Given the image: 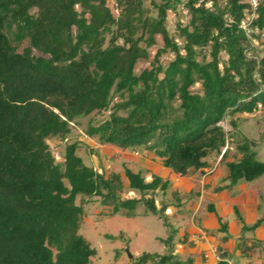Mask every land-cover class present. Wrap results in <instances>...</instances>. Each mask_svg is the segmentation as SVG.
Listing matches in <instances>:
<instances>
[{
  "label": "trees",
  "instance_id": "trees-1",
  "mask_svg": "<svg viewBox=\"0 0 264 264\" xmlns=\"http://www.w3.org/2000/svg\"><path fill=\"white\" fill-rule=\"evenodd\" d=\"M179 6L189 18L171 30L168 11ZM255 39L264 46V0H0V264H91L98 248L80 230L93 197L128 216L142 204L170 225L169 203L157 202L169 178L127 166L124 176L105 174L85 163L76 140L56 159L49 139L68 140L80 117L108 112L90 119L88 136L143 146L181 175L226 158L234 144L229 183L218 189L262 176L256 141L237 122L264 109V47ZM141 60L149 65L138 70ZM126 186L140 195L124 197ZM262 221L243 226L242 254L256 244L245 233ZM175 235L163 239L165 253L144 251L133 263L194 264L176 252ZM221 257L216 264H229Z\"/></svg>",
  "mask_w": 264,
  "mask_h": 264
},
{
  "label": "rangeland",
  "instance_id": "rangeland-1",
  "mask_svg": "<svg viewBox=\"0 0 264 264\" xmlns=\"http://www.w3.org/2000/svg\"><path fill=\"white\" fill-rule=\"evenodd\" d=\"M168 13V27L171 30L175 28L178 17L182 22H187L189 18L187 10L182 9L181 6L178 7L177 15L171 10ZM254 44L260 49L264 47L256 39L254 40ZM24 45H26V42ZM157 47L154 46L151 48V58L154 56ZM171 57L172 54L165 53L161 58L167 63ZM148 65L149 60H141L137 65V69L139 70ZM118 99L116 97V100ZM107 116L108 112L104 111L80 117L78 122L73 125L72 135L68 140L62 142L59 138L49 139L56 159L63 161L65 143L76 140L80 143L78 154L82 156L85 163L94 166L98 170H103L105 174H109L111 171H119L124 176V167L127 166L134 171H142L147 179L151 177L153 172L169 178L172 182L168 192L165 195L160 194L157 202L159 203L161 199H164L169 203L167 213L168 223L170 225H165L163 222L164 219L159 215L146 212L142 204L136 208V215L128 216L124 209L118 213H112L111 207L102 205L98 197H93L84 205L85 215L80 230L98 248V255L92 259L91 264H134L132 261L133 258L139 256L144 251L163 254L167 251V246L163 239L167 238L171 231L176 233L174 238L176 252L180 254L182 259L187 258L191 252L188 247L184 249L185 244L180 241L183 236L180 234V231H186L194 222L198 224L201 214V212H198L196 218L193 220L192 209L186 206L188 195H190L188 190L189 186H193L192 183L195 184L194 190L202 188V183L199 179L204 175L206 170L190 169L189 174L182 176L163 166L155 155L147 151L143 146L122 150L117 145L102 144L97 136L90 137L86 134V128L91 118H93L95 123H98ZM237 116L239 130L250 139L256 141L253 149L257 152V158L264 161V109L252 114H237ZM221 124L226 130L231 131L230 117H227ZM236 139L241 140V135L238 134ZM229 147L230 152L226 158H233L232 153L235 145L231 143ZM225 149L226 147L222 151ZM220 155L215 154L209 157L210 162L215 165ZM226 158L222 160L223 163L221 166L225 163ZM187 179L191 181L187 182ZM255 182L264 191V174ZM125 184H127L126 181ZM176 189L178 191L181 190L179 191L180 200L174 195ZM122 193L124 197L140 195L135 190H130L127 186ZM181 200H184L183 205L178 204ZM206 206L207 200L204 199L201 203L200 210H204ZM171 228H176L177 231H173ZM109 235L111 237H108ZM128 252L132 254L131 257L128 255ZM239 260L242 261V258Z\"/></svg>",
  "mask_w": 264,
  "mask_h": 264
},
{
  "label": "crops",
  "instance_id": "crops-1",
  "mask_svg": "<svg viewBox=\"0 0 264 264\" xmlns=\"http://www.w3.org/2000/svg\"><path fill=\"white\" fill-rule=\"evenodd\" d=\"M232 159L226 158L221 166L223 159L220 155L215 165L210 162L209 166L198 169L206 170L199 179L202 188L194 190V183L189 186L190 195L186 206L192 209L193 220L197 213L201 212L200 221L198 224L194 222L186 231H180V234L183 235L182 239L187 235V241L183 242L184 249H190L194 264H216L223 253L226 259L233 260L235 264H264V221L254 231L245 233L249 245L256 243L254 247L246 255L242 254L239 248L243 226L251 225L264 217V191L260 185H256L258 178L253 181L240 180L232 189H218L219 186L229 183L227 162ZM204 199L207 200V206L201 211L200 206ZM181 202L180 205H183L184 200ZM210 203L213 204L214 210L208 209ZM235 208L241 218L236 214ZM220 219L227 223V229L221 228ZM226 235L228 238L224 239Z\"/></svg>",
  "mask_w": 264,
  "mask_h": 264
},
{
  "label": "built area",
  "instance_id": "built-area-1",
  "mask_svg": "<svg viewBox=\"0 0 264 264\" xmlns=\"http://www.w3.org/2000/svg\"><path fill=\"white\" fill-rule=\"evenodd\" d=\"M253 2H254V5H256L257 0H253ZM249 23H250V21H248L246 19V20L243 21V24H242L243 27L246 29L248 34H249V31H250L249 28H248ZM227 261H228L229 264H235L234 261L231 260V259H227Z\"/></svg>",
  "mask_w": 264,
  "mask_h": 264
},
{
  "label": "water",
  "instance_id": "water-1",
  "mask_svg": "<svg viewBox=\"0 0 264 264\" xmlns=\"http://www.w3.org/2000/svg\"><path fill=\"white\" fill-rule=\"evenodd\" d=\"M128 255L131 257L132 256V254L130 253V252H128Z\"/></svg>",
  "mask_w": 264,
  "mask_h": 264
}]
</instances>
